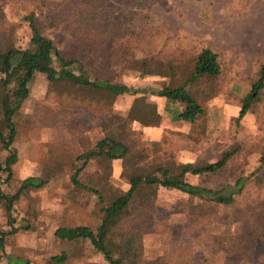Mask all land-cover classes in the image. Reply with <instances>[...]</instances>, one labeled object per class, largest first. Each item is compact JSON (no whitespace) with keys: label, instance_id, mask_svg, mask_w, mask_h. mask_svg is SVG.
<instances>
[{"label":"rangeland","instance_id":"1","mask_svg":"<svg viewBox=\"0 0 264 264\" xmlns=\"http://www.w3.org/2000/svg\"><path fill=\"white\" fill-rule=\"evenodd\" d=\"M250 2L106 0L108 14L137 31L129 48L117 49L116 59H123L121 55L127 52L139 56L151 51L156 56L161 49L160 57L170 60L181 53L190 55L200 44H211L222 51L225 79L217 80L218 93L205 100L209 112L202 120L210 137L200 136L195 141L194 136L182 135L191 125L173 122L164 109L165 97L155 94L165 86H180L183 76L171 77L161 72L142 76L130 70L122 80L145 92L122 94L113 103H105L89 101L74 91L53 90L48 76L37 74L30 85V95L15 116L18 134L14 144L20 156L14 165L15 185L32 175H50L52 180L41 188H31L16 202L15 214L22 228L8 238L11 257H23L29 264H48L52 254L67 251L70 258L64 264H109L89 239L66 243L56 239L54 232L61 225H91L99 221L98 195L71 181L76 166L82 165L72 163L102 137V124L108 118L129 114L138 95H145L146 103L157 106L164 114L159 125L134 123L130 127L135 164L141 168L168 160L190 162L198 157L215 161L231 147L235 135L245 145L235 163L250 170L258 165L255 145L262 142V131L257 110H264V101L255 105L241 126L235 123L242 108L241 96L250 89L264 59V0ZM63 4L62 0H0V47L27 45L31 27L26 16L35 12L43 31L55 39L63 52L71 54L75 42L71 31L66 25L48 20V13ZM5 154L0 146V156ZM80 179L89 186L104 184L107 201L131 185V174L123 159L107 163L95 158L84 167ZM152 190L142 187L136 193L130 218L144 233L146 256L168 255L176 264H234L242 253L236 251L237 240L232 243L224 237L241 233L250 212H255L251 209H264V185H247L235 206L223 207L216 214L210 212L198 219L193 212L196 207L192 206L199 198L179 189L160 187L155 190L156 195ZM6 223L0 207V228H9ZM246 257L243 264H264V236ZM8 262L7 257L0 260V264Z\"/></svg>","mask_w":264,"mask_h":264},{"label":"trees","instance_id":"2","mask_svg":"<svg viewBox=\"0 0 264 264\" xmlns=\"http://www.w3.org/2000/svg\"><path fill=\"white\" fill-rule=\"evenodd\" d=\"M62 2L63 7L48 13V20L57 25H66L71 31L75 39L71 46L72 55L63 52L55 39L43 31L35 12L26 16L31 27V38L27 45L0 47V146L6 151L5 155L0 156V207L9 225V228H0V260L7 257L8 264L30 263L23 257H11L7 251L9 236L22 228L15 214L16 202L31 188H41L52 180L50 175H32L15 185L14 165L20 157L14 144L18 134L15 116L30 95V85L37 74H46L53 90L74 91L75 95L89 101L105 103H113L122 94L145 92L134 89L122 80L124 73L130 70L142 76L160 72L171 77L183 76L185 79L180 86H165L155 91V94L165 97L164 109L173 122L191 125L190 130L182 132V135L188 138L194 136L195 141L200 136L210 137V132L202 123L209 112L205 100L218 93L217 80L225 79L223 53L211 44H200L191 50L190 55L185 52L170 60L160 57L163 55L161 49L156 52V56L151 51L139 56L127 52L121 55L123 59H116L117 49L129 48L137 31L109 15L105 7L106 0ZM203 83L205 85L202 86ZM145 99V95H138L127 116L114 115L108 118L102 124V137L92 148L77 155L72 163L75 166L81 162L82 165L76 166L71 181L98 195L99 221L91 225H61L54 232L56 239L66 243L89 239L109 264H176L168 255L146 256L144 233L132 224L130 218L132 206L137 200L136 193L142 187L153 189V194L160 187L179 189L199 198V202L192 206L193 209L196 207L193 212L198 219L210 212L216 214L223 207L235 206L238 196L244 193L247 185H264V110H257L261 120L259 129L262 131V142L260 140L255 145L259 163L253 170L235 163L245 150L244 143L237 135L231 147L215 161L198 157L190 162L168 160L141 168L135 164L137 158L134 156L136 151L131 142L130 127L134 123L159 125L164 120L163 112L157 106L148 105ZM262 101L264 59L250 89L241 96L242 108L235 119L236 126H241V121ZM204 130L208 132L207 135ZM95 158L107 163L123 159L125 168L131 174L130 187L107 201L104 184L99 187L84 184L80 179L81 172ZM251 210L255 212H250L241 233L224 237L230 242L237 240L236 251L242 253L234 264L245 263L248 251H253L256 242L264 236V209L257 206ZM69 258L70 253L67 251L52 254L48 264H64Z\"/></svg>","mask_w":264,"mask_h":264}]
</instances>
